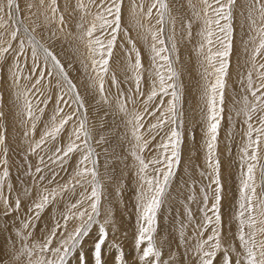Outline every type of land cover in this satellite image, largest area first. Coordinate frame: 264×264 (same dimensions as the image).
<instances>
[{
	"label": "snow or ice",
	"instance_id": "1",
	"mask_svg": "<svg viewBox=\"0 0 264 264\" xmlns=\"http://www.w3.org/2000/svg\"><path fill=\"white\" fill-rule=\"evenodd\" d=\"M200 2L199 10L195 5L192 7L194 19L201 23L198 52L203 58L204 69L201 100L208 183L202 196L201 221L193 226L194 244H188L184 237L185 225L181 222L180 234L185 239L182 255H187L192 264H264V0H248L246 6L245 20L252 34L245 47V74L240 78L243 94L235 102L238 105L235 115L243 116L246 126L238 156V203L233 214L237 223L234 234L237 244L222 237L224 186L217 151L225 112L237 0ZM33 9L37 11L33 12ZM25 12L29 15H22ZM76 13L79 21L74 38L78 46L74 52L62 55L56 51L54 43L48 42L59 39L60 35H72L67 31L65 12L61 11L58 0H38V3L27 0L23 7L21 0H0V71L6 72L13 103L20 107L16 115L21 123L27 124L23 132L27 142L26 155H36L39 160L34 172L30 163L25 170L31 178L32 188H24L22 195L13 197L16 189L7 183L10 175L8 116L4 97L0 94V121L5 122L0 123V215L9 216L27 208L16 230L21 247L17 249L13 243L8 264H22L21 257H26L27 264H107L109 245L106 242L111 214L106 211L101 219L104 186L91 143L93 128L89 125L86 99L70 76L77 59L84 71L89 72L87 89L95 94L96 103L119 114L130 133L126 138L138 178V233L135 238L138 264H179L174 255H170L168 261L161 260L162 252L154 238L158 213L168 197L169 186L181 161L184 135L183 89L176 66L180 56L176 21L171 15L169 0H151L146 8L143 0L139 3L132 0L127 14L125 0H76L68 15ZM126 15L147 45L148 69L142 62L136 40L130 35ZM33 16L37 20L42 17V23L33 20L26 24L25 21ZM191 28L189 21L186 26L188 39L192 38ZM42 29L49 32L47 38L38 32ZM80 46L86 50L83 58H80ZM118 46H121L127 70L131 73L128 76L131 86L121 91V82L113 73L111 81L117 92L112 95L105 85L110 74V61ZM146 72L150 77L147 93L142 88ZM21 80L27 83L22 85ZM53 88L57 90L53 114L39 139L33 140L37 123L53 101ZM141 97H144L142 101ZM138 104H142V110H137ZM66 107L70 111H65ZM146 117H151L152 121ZM69 122H72L70 131L66 142L61 144V134ZM158 136L156 155L146 161L144 152ZM104 142L105 138L100 136L96 145ZM73 154L79 155L78 164L64 183L57 182L60 172L56 168L64 171ZM45 169L50 176L45 174ZM53 183L55 187L48 186ZM74 195L78 198L71 202ZM65 197L69 199L65 200ZM61 203L62 209L58 207ZM50 206L56 213L51 218V225L44 229L39 240L29 244L36 222ZM186 211L191 218V208ZM209 229L210 234L205 239L204 233ZM93 233L90 247L85 248V241ZM145 244L146 247L141 249ZM110 247L117 251L113 264H126L123 250L115 244ZM0 264H4L3 259Z\"/></svg>",
	"mask_w": 264,
	"mask_h": 264
},
{
	"label": "rangeland",
	"instance_id": "2",
	"mask_svg": "<svg viewBox=\"0 0 264 264\" xmlns=\"http://www.w3.org/2000/svg\"><path fill=\"white\" fill-rule=\"evenodd\" d=\"M27 0H21L22 7ZM38 3V0H36ZM140 0H137L139 3ZM145 8L151 0H143ZM61 11L65 12L67 31L72 33L71 36L60 35L59 39L48 41L55 45L56 51L62 55L72 53L78 46L75 36L78 33L79 14L68 15L75 7L76 0H58ZM248 0H237L234 7L233 18V49L230 57L229 76L227 78V88L225 97L224 119L221 124V133L218 141V155L221 160V179L224 186L223 200L221 205V214L223 220L222 237L225 241L237 244L234 234L237 231V223L234 220V212L238 203V156L242 144L245 125L243 124V116L235 115L238 105L236 101L241 99L243 89L240 85V78L245 74L247 54L245 47L249 36L252 34L248 31L245 20L246 6ZM132 0H125V12L130 11ZM171 15L175 18V35L178 42V51L180 59L177 62V70L180 72V82L182 84V119H183V143L181 148V161L176 170L168 190V197L162 205L158 213V227L154 234V238L158 247H160L162 261H168L170 255H174L179 264H192L187 255H182L185 251V239L181 237L180 225L183 221L185 225L184 237L187 238L188 244H194L196 240L194 225L200 223L204 207L202 203L203 191L208 183L206 177V149L204 135V120L202 113L201 93L204 85V69L202 67V56L198 52L200 37L198 33L201 30V23L193 17V5L196 10L201 7L200 0H169ZM37 11L33 9V12ZM22 15L28 16L27 12ZM33 20L42 23L43 18L39 20L35 16L31 20H26V24H31ZM192 23V38L186 36V26L188 22ZM125 22L129 28L130 35L136 40L137 47L140 49L145 69L149 68V56L147 53V45L138 35V29L131 26L128 16ZM152 23H155L153 19ZM47 38L49 32L47 30H38ZM39 38V37H38ZM119 44V41H118ZM250 47V46H249ZM81 57L86 54V50L80 46ZM90 71V70H89ZM115 74L117 80L121 82L120 90L126 91L131 85L128 76L131 73L127 70V62L122 54L121 46L114 50L113 60L110 61V74L106 78V88L111 89V94L115 95L117 89L112 84L111 75ZM73 82L77 84L81 96L86 99L88 107V120L90 127L93 128V140L91 141L95 148L98 158L97 169L100 173V180L103 184V197L101 207V219L104 213L110 212L112 223L108 225L109 252L106 257L107 264H113L114 258L117 256L115 248H111L110 244L118 245L125 254L126 264H138L139 253L135 248V238L138 233L136 200L138 192V178L134 166V158L131 155V147L126 137H130L128 129L121 121L120 115L109 110L107 106L101 107L94 99V93L87 89L89 72H85L80 65L79 59L76 60L75 68L70 73ZM55 84V79H53ZM27 82L21 80V84ZM150 86V77L147 72L142 83V88L147 93ZM53 101L48 104L44 115L37 123V128L33 140H38L44 125L48 123L49 118L53 114L55 103V94L57 90L52 89ZM0 94L3 95L5 101V112L8 116L6 125L8 128V144H9V172L8 184H11L16 191L12 196L22 195L24 188H32V181L25 171L30 163L33 166L38 164V156L26 155L27 142L23 137L27 124L21 123L20 118L16 115L20 111L19 105L13 103L12 89L8 86V77L6 72L0 71ZM42 99V97H39ZM98 98V97H97ZM141 101L144 97L140 98ZM167 99V98H165ZM43 107V105H40ZM131 108L132 105L129 104ZM137 110H142V104L136 106ZM65 111H70L67 107ZM158 115V113H157ZM151 122V117H146ZM0 123H5L0 121ZM71 123L66 126L65 132L61 134L60 143L66 142V138L71 128ZM147 127V125H146ZM100 136L105 138L104 143L96 145V140ZM160 142L158 136L152 142L149 149L145 150L144 156L146 161L156 155V145ZM44 155L43 152L40 153ZM45 159L47 157L45 156ZM79 155L73 154L71 160L65 167L64 171L56 168L60 172L57 182L64 183L73 168L78 164ZM55 168L56 166L50 165ZM2 171V169H0ZM45 174L50 176L48 169ZM203 174V175H202ZM44 183H47L45 181ZM55 187V183L48 185ZM7 192V189H5ZM259 191V190H258ZM195 199H192V197ZM78 195L71 198L74 202ZM68 200V197L64 198ZM25 204L28 199L24 198ZM209 202V206H210ZM63 208V203L58 205ZM191 208V218L187 214V209ZM27 212L24 207L19 213L9 216L0 215V259L4 260V264H8L9 252L15 242L17 249L21 247L20 241L16 237V230L20 226L23 215ZM55 209L51 206L41 215V219L36 222L33 229V237L29 244L39 240L41 233L47 226L51 225V218L55 215ZM210 234L204 233V238ZM93 236L89 237L84 244L85 248L90 247ZM146 247L141 246V249ZM22 264H27L26 257H21Z\"/></svg>",
	"mask_w": 264,
	"mask_h": 264
}]
</instances>
